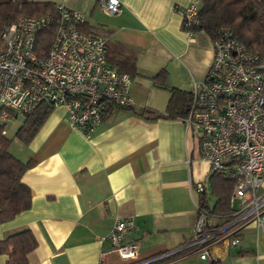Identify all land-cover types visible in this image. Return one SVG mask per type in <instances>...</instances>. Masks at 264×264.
<instances>
[{
	"label": "crops",
	"instance_id": "1",
	"mask_svg": "<svg viewBox=\"0 0 264 264\" xmlns=\"http://www.w3.org/2000/svg\"><path fill=\"white\" fill-rule=\"evenodd\" d=\"M37 1L62 3L109 30L104 36L109 61L130 74L134 106L114 109L88 135L68 122L64 106H54L28 143L14 138L23 115L8 111L12 125L0 117L6 136L10 130L13 138L10 151L34 161L22 176L30 187V207L0 222V239L30 229L37 242L28 254L30 264H127L107 235L116 218L131 216L134 226L124 241L137 243L136 261L175 251L190 240L199 197L209 207L215 203L210 165L183 119H151L140 111H163L168 88L191 91L192 82L207 75L212 38L181 25L179 9L193 0H120L115 15L106 14L99 0ZM161 70L164 85L152 78ZM198 181L205 185L202 193L193 188ZM213 254L217 264H264V230L247 224L235 245L227 239ZM6 259L0 253V264ZM211 260L187 248L159 264Z\"/></svg>",
	"mask_w": 264,
	"mask_h": 264
},
{
	"label": "built area",
	"instance_id": "2",
	"mask_svg": "<svg viewBox=\"0 0 264 264\" xmlns=\"http://www.w3.org/2000/svg\"><path fill=\"white\" fill-rule=\"evenodd\" d=\"M106 14L115 15L120 0H99ZM50 14L20 15L0 28V112L25 115L42 102L62 105L68 122L85 135L101 121L106 104L133 106L131 76L107 57L106 37L82 30L83 12L55 4ZM182 28L193 33L198 0L180 7ZM56 22L47 55L35 50L37 33ZM212 61L204 80L192 82L191 100L183 122L198 137L201 157L210 170L235 159L230 197L237 206L217 224L196 202V218L188 243L175 251L136 261L137 243L124 241L134 226L133 217L116 218L107 237L127 264H147L191 248L201 260H216L214 246L238 242L239 232L254 223L264 230V61L248 51L229 29L212 38ZM204 183L193 188L201 193Z\"/></svg>",
	"mask_w": 264,
	"mask_h": 264
},
{
	"label": "trees",
	"instance_id": "3",
	"mask_svg": "<svg viewBox=\"0 0 264 264\" xmlns=\"http://www.w3.org/2000/svg\"><path fill=\"white\" fill-rule=\"evenodd\" d=\"M47 13L55 17V3L37 0H0V28L20 15ZM198 19L197 24L190 26L193 32L202 30L214 38L220 30L229 29L237 40L244 43L250 53L257 55V61H264V0H198ZM82 30L103 36L109 31L102 25L92 24L88 20L83 24ZM55 31L54 20L37 33L35 50L40 57L47 55ZM107 57L109 60L108 47ZM152 78L164 85L165 72L161 70ZM168 89L169 97L163 111L143 107L140 114L151 119L176 117L184 119L188 113L191 91L178 87ZM106 106L102 118L116 108L133 110L134 105L119 106L108 102ZM52 109L53 105L42 102L23 115L14 138L21 143H28ZM9 114L15 113L9 111ZM12 140L13 138L6 136L4 122L0 120V222L9 220L18 212L28 209L31 203L30 187L23 182L22 176L34 161L31 158L23 160L15 156L9 148ZM235 162V159H229L223 163L221 169L210 170L209 186L216 199L214 205L209 207L204 196L198 199L200 209L210 213L214 224L219 223L222 217H226L231 212L230 197L234 185L231 170ZM36 243L32 231L22 228L0 239V253L7 255L6 264H30L28 254L36 247ZM183 251L147 264H159ZM211 261V264H217L216 260Z\"/></svg>",
	"mask_w": 264,
	"mask_h": 264
},
{
	"label": "rangeland",
	"instance_id": "4",
	"mask_svg": "<svg viewBox=\"0 0 264 264\" xmlns=\"http://www.w3.org/2000/svg\"><path fill=\"white\" fill-rule=\"evenodd\" d=\"M17 119H18V118H17ZM6 120H7V119L5 118L4 121L7 122ZM7 124H8V125H12V124L9 123V121L7 122ZM8 136L11 137L10 130L8 131ZM208 166H209V163H208ZM231 205H232L233 207H236V206H237V201H236L235 199H233V200L231 201Z\"/></svg>",
	"mask_w": 264,
	"mask_h": 264
}]
</instances>
